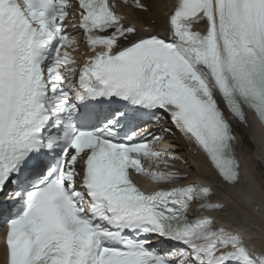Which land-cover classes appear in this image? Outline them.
Here are the masks:
<instances>
[{"label": "snow or ice", "instance_id": "6c2138e0", "mask_svg": "<svg viewBox=\"0 0 264 264\" xmlns=\"http://www.w3.org/2000/svg\"><path fill=\"white\" fill-rule=\"evenodd\" d=\"M77 2L95 53L79 69L64 23L71 0H0V200L14 207L5 264H264V246L253 251L214 216L189 214L194 203L224 209L210 185L144 191L130 175L183 178L142 163L171 159L137 131L145 118L171 131L167 117L223 181L240 183L220 105L244 124L248 109L264 127V0H176L167 36L125 25L114 0Z\"/></svg>", "mask_w": 264, "mask_h": 264}, {"label": "bare ground", "instance_id": "6f19581e", "mask_svg": "<svg viewBox=\"0 0 264 264\" xmlns=\"http://www.w3.org/2000/svg\"><path fill=\"white\" fill-rule=\"evenodd\" d=\"M142 2L145 3L147 11L136 9L134 6L122 9L125 25L134 24L140 34L151 32L166 34L168 17L175 2L171 0H142ZM196 27L204 28L205 25L201 23ZM74 38L77 40V46L70 48L69 51L75 57L76 65L84 64L95 53L87 45L83 29ZM166 120L167 117L161 123ZM165 128L171 131H157L158 136L162 137L160 146L162 152L172 156H169L171 159L167 164L161 163L163 171L174 170L183 177L176 183L193 182L202 178L207 184H212L216 190L214 201L222 202L224 209L207 214L217 217V225H224L241 232L250 249L260 250L264 246V127H261L256 120L249 126L235 124L238 137L237 154L243 175L240 183L234 186L219 180L207 158L198 148L192 146L186 135L172 122ZM257 208L260 209L259 212ZM3 213L0 212V216ZM5 253L6 249L3 243H0V264H5Z\"/></svg>", "mask_w": 264, "mask_h": 264}, {"label": "rangeland", "instance_id": "374dc122", "mask_svg": "<svg viewBox=\"0 0 264 264\" xmlns=\"http://www.w3.org/2000/svg\"><path fill=\"white\" fill-rule=\"evenodd\" d=\"M251 237H252V236H251ZM251 237H250V238H251ZM252 238H253V237H252ZM252 238H251V239H252Z\"/></svg>", "mask_w": 264, "mask_h": 264}]
</instances>
